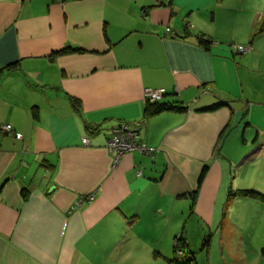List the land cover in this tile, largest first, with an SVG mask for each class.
<instances>
[{"label":"crops","instance_id":"crops-1","mask_svg":"<svg viewBox=\"0 0 264 264\" xmlns=\"http://www.w3.org/2000/svg\"><path fill=\"white\" fill-rule=\"evenodd\" d=\"M263 39L264 0H0V69L15 66L0 73V264L170 257L171 223L185 235L218 211L260 235L264 203L228 194L264 193ZM146 88L187 111L145 118ZM121 122L154 152L115 165Z\"/></svg>","mask_w":264,"mask_h":264},{"label":"rangeland","instance_id":"rangeland-1","mask_svg":"<svg viewBox=\"0 0 264 264\" xmlns=\"http://www.w3.org/2000/svg\"><path fill=\"white\" fill-rule=\"evenodd\" d=\"M260 28L258 29V33H260ZM261 37H258L260 39ZM257 44L260 43L261 46H264V39L263 40H256ZM237 46H233L232 50L236 51ZM254 47H251L253 49ZM262 50V64L260 70L257 71L255 69L254 74L259 77V88L262 91L259 95L258 90L252 89L249 87V95L256 101L257 99H261L264 95V48ZM251 52V51H249ZM235 53V52H234ZM248 53V52H246ZM257 66V65H256ZM86 144V143H85ZM132 151V150H131ZM144 152V151H143ZM125 154V153H124ZM123 154V155H124ZM122 155V156H123ZM121 156V157H122ZM120 157V158H121ZM119 162V161H118ZM114 163L115 165L118 163ZM255 211V210H253ZM221 213V214H220ZM243 213V211H238V215ZM250 213V212H249ZM254 213V212H252ZM220 215V216H219ZM234 218V214L232 216ZM172 217L171 221L174 222L175 219ZM250 218V217H248ZM223 219L222 212H216V226L209 228L205 224L198 222V224L194 223L193 219L188 220V224L185 227V238L188 242V247L192 252V255L195 257V261L197 264H264V258L260 254V248L256 247V245H260L264 241V222L262 225V233L260 235L252 234L255 230L258 229L257 226L252 227V229H248L246 227L243 230L238 231L236 228L234 229L232 225H234V221H230V223H225L224 225L221 224ZM228 221V220H227ZM183 223V222H182ZM182 223L179 224L176 228H173V223H171L170 227V236L168 239L164 238L163 247L161 246V250L168 249L171 251L172 246L174 244L173 237L177 235V232L180 230ZM225 226V227H224ZM180 227V228H179ZM260 231V230H259ZM176 234V235H175ZM237 237L235 238V235ZM243 236V242H240V237ZM209 237L210 241L207 246H204V240ZM251 237V238H248ZM133 251L138 252L134 253V256L127 260H122L121 264H166V257L164 253H159L156 249H152L148 255L140 254L141 252L138 251L137 248H134ZM180 254L181 251H178ZM185 255V254H184ZM183 255V256H184ZM189 255V254H188ZM184 256L183 259L187 258ZM188 264V263H187ZM192 264H194L192 262Z\"/></svg>","mask_w":264,"mask_h":264},{"label":"trees","instance_id":"trees-1","mask_svg":"<svg viewBox=\"0 0 264 264\" xmlns=\"http://www.w3.org/2000/svg\"><path fill=\"white\" fill-rule=\"evenodd\" d=\"M199 40L205 47H207L211 41V39L207 36H200ZM249 47H250V51H251V46H249ZM68 51H77V50L65 48V49H62L60 51L55 52L54 54L56 55V54H60V53H66ZM234 52L236 54H244L242 52H237V50ZM14 67H15L14 64H8L4 68L0 69V73L4 72L6 70H13ZM217 106L218 105L214 104L211 106V109H216ZM219 106H220V104H219ZM168 110L184 112V111H187V107L185 105H183V103H181L179 100L165 101V102L164 101H162V102L161 101L151 102L149 100H146V105H145V109H144V117L147 118V117L156 115L162 111H168ZM12 130L13 131L10 134H13L16 136V133H18V132H16L13 129V127H12ZM6 133H9V132H6ZM153 150L149 151L147 153L152 154L154 152ZM207 170H208V165H205L199 174L198 181H197V188L201 185V183H202V181H203V179L207 173ZM195 192H196V190H195ZM193 195H194V193H193ZM228 195H229V197H231V196L248 197V198L256 199V200L264 203V193L258 192V191L253 190V189L244 188V189H236L234 191L229 190ZM204 241H205L204 246H207L209 244L210 238L207 237ZM173 245H174L173 246V254H172V256H170L166 259L167 260L166 264H187V263L192 264V262L194 264H197L195 261L194 255H192V252L188 247L189 244H188L186 238L183 236L182 232L178 233L176 235V237L174 238V244ZM178 251H181V253L179 254ZM186 253H187V255L188 254L189 255L187 256L186 261H185V259H183V258H184V256H186ZM260 253L264 256V244L260 247Z\"/></svg>","mask_w":264,"mask_h":264},{"label":"built area","instance_id":"built-area-1","mask_svg":"<svg viewBox=\"0 0 264 264\" xmlns=\"http://www.w3.org/2000/svg\"><path fill=\"white\" fill-rule=\"evenodd\" d=\"M237 52H248L250 51L249 46H237L236 47ZM165 89L160 88V89H150L146 88V93L145 97L147 100L154 102L158 101L162 98V96L165 94ZM2 129L5 132L11 133L12 126L11 124H4L2 125ZM16 136L18 138L21 137L20 133H16ZM137 132L135 130H132L128 123L121 122L118 125H116L114 128L111 130V136L107 141V148L110 153L113 154V159L114 163L118 162L121 158V156L124 153L131 152V150L134 149H139L144 152H149L152 151L153 148L145 146V144H142L138 142L137 140ZM83 143L88 142V138L83 137L82 138Z\"/></svg>","mask_w":264,"mask_h":264}]
</instances>
